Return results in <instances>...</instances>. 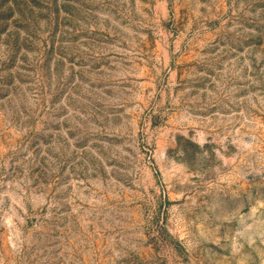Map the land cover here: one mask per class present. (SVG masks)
Returning <instances> with one entry per match:
<instances>
[{
  "label": "rangeland",
  "instance_id": "1",
  "mask_svg": "<svg viewBox=\"0 0 264 264\" xmlns=\"http://www.w3.org/2000/svg\"><path fill=\"white\" fill-rule=\"evenodd\" d=\"M0 264H264V0H0Z\"/></svg>",
  "mask_w": 264,
  "mask_h": 264
}]
</instances>
